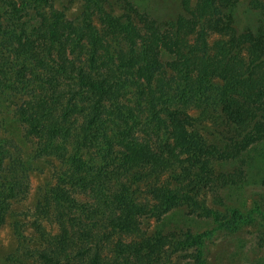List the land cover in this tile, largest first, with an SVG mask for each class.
<instances>
[{
    "label": "trees",
    "instance_id": "1",
    "mask_svg": "<svg viewBox=\"0 0 264 264\" xmlns=\"http://www.w3.org/2000/svg\"><path fill=\"white\" fill-rule=\"evenodd\" d=\"M104 1L84 0L73 22L40 0H0V91L20 96L15 114L37 156L59 163L33 213V264H171L182 252L207 264L215 232L172 230L165 218L187 207L226 232L264 220L258 205L223 215L201 199L226 205L231 190H251L255 170L264 186V2L181 0L165 19L146 0H121L120 16ZM213 32L229 40L211 45Z\"/></svg>",
    "mask_w": 264,
    "mask_h": 264
},
{
    "label": "rangeland",
    "instance_id": "2",
    "mask_svg": "<svg viewBox=\"0 0 264 264\" xmlns=\"http://www.w3.org/2000/svg\"><path fill=\"white\" fill-rule=\"evenodd\" d=\"M9 1L18 3L22 7V2L25 0ZM40 1L41 7L46 11L52 6L58 12H64L70 21H77L84 16V0ZM146 1L155 4L158 14L169 19L173 13L178 12V4L181 0ZM196 1L191 0V2ZM249 1L251 0H239L240 4L244 3V5H247ZM103 9L115 16L126 13L121 0H105ZM250 18L257 21V16ZM223 40H229L223 33L213 32L209 37L211 45ZM240 50L243 55L248 56L247 47H241ZM11 66L15 67V63L12 62ZM0 77L4 78L1 73ZM215 83L221 85L223 81L217 79ZM17 97H10L0 91V205L10 206L6 212L8 213L7 216L5 215L6 218L0 224V264H33L31 250L38 245V235L33 228V213L44 199L46 191L55 182L57 174L55 166H59L53 158L37 156L33 141L16 117V105L12 103V100L18 101L20 96ZM193 113L199 115L201 110ZM250 156L255 158V164L262 165L257 151H252ZM22 162L30 168L28 175L21 176L17 171V165L22 166ZM162 181L163 178L160 183ZM261 183L262 179L255 170L252 181L249 183L251 190L249 189V192L243 188L231 190L226 196V205L217 204L210 193L202 195L201 199L206 202L207 207L220 211L223 215L231 210H240L248 215L257 209V205L264 211V186ZM47 221L42 222L46 223L48 230H52L55 234L58 229L54 221L51 220V223ZM165 222L172 230L177 227L178 229L186 227L194 234L214 231L215 234L208 242L207 264H264V220L259 215L254 214L252 221L234 232L216 231L219 227L218 223L204 215L192 214V210L187 207L168 214ZM141 225L145 233L152 235L156 231L158 221L157 218H151ZM190 253L175 254L171 264H191L189 258L192 254Z\"/></svg>",
    "mask_w": 264,
    "mask_h": 264
}]
</instances>
